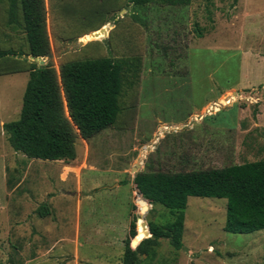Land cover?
<instances>
[{
    "label": "rangeland",
    "instance_id": "rangeland-1",
    "mask_svg": "<svg viewBox=\"0 0 264 264\" xmlns=\"http://www.w3.org/2000/svg\"><path fill=\"white\" fill-rule=\"evenodd\" d=\"M17 1L18 21L10 24V0H0V198L7 194L1 183L5 165L11 187L21 182L13 194L24 197L28 191L39 205L59 194L63 199L43 219V231L49 240L59 234L65 238L55 249L51 245L39 252L34 247L38 238L26 249L24 234L12 247L2 237L7 247H0V264H122L133 216L139 232L142 212L133 182L137 172L223 167L264 157V128H257L254 120L259 104L227 105L189 126L207 103L247 91L252 87L242 86L250 82L264 85L259 84L263 64L245 63L242 57L246 45L264 46V0H192L186 6L46 0L53 54L46 62L52 60L59 69L64 62L86 58L127 61L116 123L88 143L78 137L77 158L69 162L32 160L13 150L4 128L20 117L30 64L39 63L31 58ZM243 22L250 27L249 36L233 34L234 26ZM237 83L242 89L232 90ZM58 167L74 169L77 175L64 186L57 184ZM26 168L30 172L23 180ZM34 171L46 178L32 189ZM185 213L184 246L176 249L170 238L151 239L139 254L140 264H264V229L226 231V198L190 196ZM175 217L169 208L150 201L143 216L148 225H164ZM38 224L40 220L33 221L34 233ZM71 229L79 237L78 249L69 247Z\"/></svg>",
    "mask_w": 264,
    "mask_h": 264
},
{
    "label": "trees",
    "instance_id": "trees-1",
    "mask_svg": "<svg viewBox=\"0 0 264 264\" xmlns=\"http://www.w3.org/2000/svg\"><path fill=\"white\" fill-rule=\"evenodd\" d=\"M152 2L186 6L192 0H129L136 6ZM19 3L30 54L47 55L52 48L46 0ZM17 7L18 1L10 0V24L18 21ZM198 36L203 37V33ZM126 65L125 59L112 56L67 61L59 69L52 60L43 65L32 62L20 117L4 124L13 149L29 158L67 162L76 159L78 137L89 142L116 123ZM145 155L142 152V157ZM133 181L150 203L164 205L176 217L164 225L149 222L152 236L133 248L132 239L138 234L137 217L133 216L122 264H140L139 254L146 252L143 246L151 239L170 238L172 245L181 249L190 196L226 198V231L252 233L264 229V157L223 167L139 171ZM148 206L140 204V211L143 213ZM39 210L43 216L50 214L47 205H41ZM138 230H144L141 223Z\"/></svg>",
    "mask_w": 264,
    "mask_h": 264
},
{
    "label": "crops",
    "instance_id": "crops-1",
    "mask_svg": "<svg viewBox=\"0 0 264 264\" xmlns=\"http://www.w3.org/2000/svg\"><path fill=\"white\" fill-rule=\"evenodd\" d=\"M249 28L250 27H248V23L243 22V23L235 25L232 32L235 35L239 33L240 36L242 35L249 36V34L246 32ZM260 36L263 38V42H264V31L263 30L262 32H260ZM242 57L245 60V63L248 60H256L259 64L262 63L264 67V46H260L255 49V48H251L250 46L246 45L245 47H243ZM248 78L249 77L247 76L245 79H248ZM28 79H29V73H28V77L25 79L26 83L28 82ZM263 83H264V80L259 82V84H263ZM249 85L250 86L243 85L242 88L243 87L249 88V87L255 86L253 85L252 82H250ZM240 86H241L240 83H237L234 85L232 90L242 89V88H238ZM254 120H255V124L257 128L259 129L264 128V101L258 105V112ZM34 159L35 158H32V160ZM42 162H65V160H50V161H42ZM8 166L9 165L4 166V174L1 180L2 186L5 187V189H7V192H6L7 194H3L0 198V247L6 248L7 244H8V247H12L15 242L19 241L18 236H20L21 234H24L25 236L24 246L26 249L29 246L33 245V241L35 238H38V239H35L36 243H34V247L36 249L39 246V248H37L39 252L43 250H49L48 246H51V245L53 247L52 249H55V247L62 244L63 239L65 237L63 234L62 235L59 234V236L56 235L52 240L48 239L45 231H43V228H44L43 226H45V222L43 221V219H45L46 215L43 216L40 213L39 209L41 205H47L50 209V214L55 213L54 209L57 208L59 204V200L63 199V197H59V194H55V195H52L46 201L47 203H43L39 205L38 203H35L31 195H28L29 194L28 191L25 193L24 197H20L16 194H13V190L18 188L21 182H18L16 186L11 187L12 184L10 183L12 182L9 180V177H8ZM15 167H18V165H16ZM28 167H35V166L30 165ZM29 172L30 170L28 168H26L25 170L22 169L23 180H25ZM56 172L60 174L61 176L60 179H57V184H60L62 186H64L65 182L69 180V177L73 175L74 176L77 175V173H74V169H72V171L64 172L63 170H61V167H58V170ZM34 174L36 175H30V178H32V181L30 182L29 188H32V189L37 187L36 183H38L39 181L42 182L44 178H46L43 174L39 175L37 171H34ZM8 189H12V190L8 192ZM69 209H70L71 214L68 213V215L70 218H73L74 213L71 211L72 207H69ZM39 220H40V224H38L39 228L36 230L37 233H34L33 228L31 226L33 224V221H39ZM17 221H22V222L20 224H17L16 223ZM6 236H7V244L4 242V240L1 239L2 237H6ZM14 236L16 237L15 239H14ZM67 236L68 237L66 238L69 240L68 241L69 247L78 249L77 247L79 246V243H78L79 237L76 238L75 233L72 229L70 230V233ZM31 262L32 261H30L29 263Z\"/></svg>",
    "mask_w": 264,
    "mask_h": 264
},
{
    "label": "built area",
    "instance_id": "built-area-1",
    "mask_svg": "<svg viewBox=\"0 0 264 264\" xmlns=\"http://www.w3.org/2000/svg\"><path fill=\"white\" fill-rule=\"evenodd\" d=\"M230 98V100H229ZM264 100V85L260 86H254L247 91L245 90H236L235 92L232 91L231 97L228 96L226 98H221L213 100L206 104V106L203 108L204 110L200 113H196L193 115L190 124L193 123L194 120H202L204 117L215 115L219 111H221L222 108L226 107L227 105H234L239 102H246L253 105H258ZM193 125V124H192ZM177 126V127H176ZM179 125H175V128H180L185 126L182 125L178 127ZM192 127V126H190ZM167 128V127H165Z\"/></svg>",
    "mask_w": 264,
    "mask_h": 264
},
{
    "label": "water",
    "instance_id": "water-1",
    "mask_svg": "<svg viewBox=\"0 0 264 264\" xmlns=\"http://www.w3.org/2000/svg\"><path fill=\"white\" fill-rule=\"evenodd\" d=\"M101 30H106V27L104 28H101ZM82 43V42H80ZM53 54L50 52L48 53L47 55L45 56H34V55H31V58L34 60V61H39V63L41 65L45 64L46 63V58L47 57H51ZM136 192V196H137V202L139 204H144V203H147L149 205V200L148 198H146L143 193L140 191V189H136L135 190ZM148 210V208L146 210H144L143 213H141V217L138 219V224L141 223L142 227H143V231L142 232H138L137 236L134 237V239L132 240V244L135 246V248L138 246V244L144 239V238H147V237H150L152 236V233L150 231V228H149V225H148V222L143 218L144 216V213H146ZM141 220V221H140ZM140 237V238H139Z\"/></svg>",
    "mask_w": 264,
    "mask_h": 264
}]
</instances>
